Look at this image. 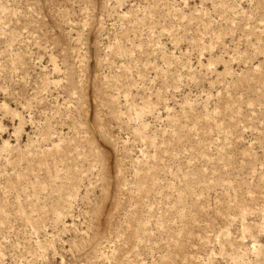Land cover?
<instances>
[{
	"label": "rangeland",
	"instance_id": "rangeland-1",
	"mask_svg": "<svg viewBox=\"0 0 264 264\" xmlns=\"http://www.w3.org/2000/svg\"><path fill=\"white\" fill-rule=\"evenodd\" d=\"M0 264H264V0H0Z\"/></svg>",
	"mask_w": 264,
	"mask_h": 264
}]
</instances>
